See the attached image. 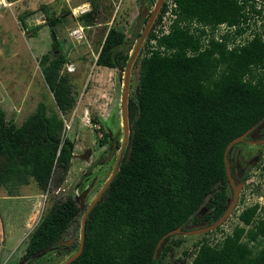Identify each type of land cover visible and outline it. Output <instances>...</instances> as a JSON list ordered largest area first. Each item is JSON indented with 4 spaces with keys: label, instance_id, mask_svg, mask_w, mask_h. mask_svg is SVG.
Segmentation results:
<instances>
[{
    "label": "trees",
    "instance_id": "trees-1",
    "mask_svg": "<svg viewBox=\"0 0 264 264\" xmlns=\"http://www.w3.org/2000/svg\"><path fill=\"white\" fill-rule=\"evenodd\" d=\"M173 1L178 19L195 18L207 24L237 22L243 7L238 0ZM136 2L132 38L120 26H108L96 51V66L124 71L155 0ZM90 6L77 19L83 26L95 19L96 0ZM18 20L25 35L32 37L38 25L28 29L23 15ZM56 20H48L49 49L37 61L53 108L40 100L15 125L0 107V187L8 192L30 180L40 192L50 185L58 187L70 166L73 141L65 136L62 115L75 98L69 74L61 72L69 61L52 27ZM149 37L148 32L137 55V87L126 100L125 147L113 177L84 218L81 251L67 264H164L181 238L167 236L152 259L158 239L179 225L182 229L204 226L222 214L230 198L222 159L225 145L251 126L257 130L264 121L260 37L232 49L211 41L196 51L197 38L175 23L156 41L167 51L148 54L144 48ZM187 49L196 53L189 55ZM259 136H264V125ZM112 144L107 148L111 152ZM235 146L227 153L231 173ZM247 177V168L234 176L241 183ZM257 205L237 211V223L221 238L210 243L203 236L219 226L201 234L187 264H264V213L253 219ZM79 211L71 194L55 200L28 234L23 255L45 246L58 248L56 242Z\"/></svg>",
    "mask_w": 264,
    "mask_h": 264
},
{
    "label": "rangeland",
    "instance_id": "rangeland-1",
    "mask_svg": "<svg viewBox=\"0 0 264 264\" xmlns=\"http://www.w3.org/2000/svg\"><path fill=\"white\" fill-rule=\"evenodd\" d=\"M81 1L27 0L23 8L18 6L16 9L13 7L12 12L7 11L6 18L0 22V107L5 111L6 118L19 125L40 100L48 109L53 108L51 94L37 65L40 55L49 49V19H58L52 27L61 43V51L69 61L62 66L61 72L69 74L75 98L72 108L62 115L65 136L73 141L70 166L62 183L58 187L50 185L43 192L37 189L32 180L10 187L9 192L0 187V264L19 262L28 234L55 200L71 194L79 205L77 197L86 189L83 207L75 222L63 234L60 246L23 264H59L74 253L79 243L82 213L109 177L122 145L121 98L125 73L96 66L94 60L108 26L118 25L125 36L132 38L137 2L96 0L97 13L93 24L84 28V39L76 41L69 36L74 26L70 9ZM21 15L28 29L38 25L32 37H27L21 28L18 20ZM137 55L127 72V96L133 95L137 87ZM92 117H96L95 122ZM103 135H106L105 143L99 144L98 140ZM111 142L113 152L107 149ZM231 159L233 165L240 160L241 166L248 169V177L231 214L218 229L203 235L210 243L231 230L237 223L235 215L242 207L264 201V144L238 143L231 150ZM176 235L180 236V243L172 248L164 264H187L193 243L201 238V234Z\"/></svg>",
    "mask_w": 264,
    "mask_h": 264
},
{
    "label": "built area",
    "instance_id": "built-area-1",
    "mask_svg": "<svg viewBox=\"0 0 264 264\" xmlns=\"http://www.w3.org/2000/svg\"><path fill=\"white\" fill-rule=\"evenodd\" d=\"M90 2L91 0H82L70 9V17L74 21V26L70 29L69 36L76 41L84 39V28L90 26H83L77 20L79 16L90 10ZM238 3L243 4V7L237 22L227 23L224 21L207 24L195 18L178 19L176 3L173 0H162L155 20L148 30L150 37L145 42V52L148 54L153 50H157L161 54L166 52L167 50L163 46H158L156 41L159 37L168 34L175 23L197 38L196 51L203 50L211 41L223 43L226 49L239 47L254 36H258L264 41V1L238 0ZM2 4L1 2L0 6ZM196 51L187 49V54H195ZM253 203L257 202L250 204ZM257 204L253 219L261 217L264 213V201Z\"/></svg>",
    "mask_w": 264,
    "mask_h": 264
},
{
    "label": "water",
    "instance_id": "water-1",
    "mask_svg": "<svg viewBox=\"0 0 264 264\" xmlns=\"http://www.w3.org/2000/svg\"><path fill=\"white\" fill-rule=\"evenodd\" d=\"M162 3V0H156L155 3L153 4V7L150 11V14L143 26V29L132 49V52L130 54V57L127 61V64L125 66L124 69V85L122 88V98H121V117H122V131H123V139H122V145L119 147L118 149V153L116 156V159L114 161L111 173L109 175V177L107 178L106 182L104 183V185L102 186V188L99 190V192L97 193V195L92 199V201L87 205V207L84 209L81 219H80V229H79V245L76 249V251L74 253H72L70 256H68L66 259H64L62 262H60L59 264H67L69 263L71 260H73L81 251V239H82V228H83V222H84V218L86 216V214L88 213V211L90 210V208L93 206V204L99 199L100 195L102 194V192L105 190V188L107 187L108 183L110 182L111 178L113 177L116 168H117V164L119 161V156H120V152L123 146V143L127 137V118H126V100H127V94H126V83H127V72L129 69V66L131 65L132 61L135 58V55L138 53V50L149 30L150 25L152 24L159 8L160 5ZM254 129V126L249 127L248 129H246L244 132H242L241 134L233 137L231 140H229V142L225 145V148L223 150V154H222V159H223V164H224V170H225V177L227 180V183L229 185L230 188V198L228 200V203L224 209V211L222 212V214L215 219L212 223L204 225V226H200V227H196V228H192V229H182L181 226L179 225L178 227L171 229L169 231H167L166 233H164L156 242L155 245V249L153 251L152 254V259L155 258L156 255V251L157 248L159 247L160 243L167 237L170 235H176V234H186V235H197V234H203L206 233L208 231H211L213 229H215L216 227L220 226L225 220L226 218L231 214V212L234 210L237 200H238V196H239V192L241 190L242 187V183L240 181H238L236 178H234L233 174L230 171V167H229V162L227 159V153L230 150V148L239 143V142H247V143H251V144H264V137H261L259 139L253 140V139H247L246 136L250 133L251 130ZM130 149L128 148V153H129ZM86 189H84V191H82L80 193V195L77 197V200L79 202V210L81 211L83 204V196L86 193ZM57 245L61 244V240L59 239L57 242ZM68 243V242H67ZM51 248V246H45L42 249H39L38 251L31 253L29 255H26L25 257H23L22 259L19 260V262L17 264H23L24 262H26L29 259H33L34 257L44 253L45 251H48Z\"/></svg>",
    "mask_w": 264,
    "mask_h": 264
},
{
    "label": "crops",
    "instance_id": "crops-1",
    "mask_svg": "<svg viewBox=\"0 0 264 264\" xmlns=\"http://www.w3.org/2000/svg\"><path fill=\"white\" fill-rule=\"evenodd\" d=\"M1 2L4 4H2V6L0 7V22L6 18L7 11L10 10V12H12L11 10L13 7L16 9L18 6L19 7L24 6V3L27 2V0H13V1L0 0V3ZM0 102H2V101L0 100ZM5 118H6V116H5ZM8 119H10V118H8Z\"/></svg>",
    "mask_w": 264,
    "mask_h": 264
},
{
    "label": "flooded vegetation",
    "instance_id": "flooded-vegetation-1",
    "mask_svg": "<svg viewBox=\"0 0 264 264\" xmlns=\"http://www.w3.org/2000/svg\"><path fill=\"white\" fill-rule=\"evenodd\" d=\"M264 125V121L260 124V127L257 129V130H251L250 131V133H249V136H248V138L247 139H253V140H256V139H259V138H261V136H259V131H260V129H261V127ZM264 137V136H263ZM257 158V157H256ZM249 163V162H248ZM252 163H254V161L252 162ZM247 166H248V164H247ZM244 169V167H242L241 166V163H240V160H237L236 161V163H235V165H233V168H232V173L234 174V176L236 177L237 176V174H238V172H240V170L242 171ZM237 173V174H236ZM244 183H242V185H243ZM242 188V187H241ZM26 255H23L22 257H21V259L23 258V257H25Z\"/></svg>",
    "mask_w": 264,
    "mask_h": 264
}]
</instances>
